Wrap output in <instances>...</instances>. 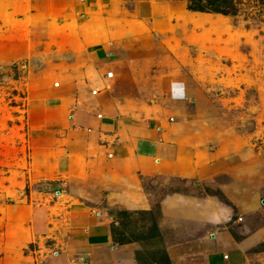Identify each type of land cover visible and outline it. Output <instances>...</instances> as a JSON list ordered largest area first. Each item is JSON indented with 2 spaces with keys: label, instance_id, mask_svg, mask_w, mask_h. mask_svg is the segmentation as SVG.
<instances>
[{
  "label": "rangeland",
  "instance_id": "1",
  "mask_svg": "<svg viewBox=\"0 0 264 264\" xmlns=\"http://www.w3.org/2000/svg\"><path fill=\"white\" fill-rule=\"evenodd\" d=\"M77 4L31 0L27 21L0 19V264L74 255L79 245L65 241L84 223L75 207L94 216L104 209L114 244L130 251L119 264H202L167 261L166 250L206 233L174 216L184 205L178 197L207 195L228 217L219 238L230 247L225 260L264 264V0H236L228 17L191 12L187 0ZM1 9L12 15L11 6ZM86 106L134 125L178 124L174 137L199 155L192 176L138 178L135 207L105 208L111 172L76 158L83 135L68 120ZM250 156L258 175L234 181L225 162ZM44 212L49 229L34 236L31 219Z\"/></svg>",
  "mask_w": 264,
  "mask_h": 264
},
{
  "label": "crops",
  "instance_id": "2",
  "mask_svg": "<svg viewBox=\"0 0 264 264\" xmlns=\"http://www.w3.org/2000/svg\"><path fill=\"white\" fill-rule=\"evenodd\" d=\"M7 1L1 0L0 7L11 6L12 15H5L6 10L1 9L0 19L2 24L6 21L12 23L13 17L17 20H20L19 17L22 16L26 18L25 21L29 19L27 18L28 9L26 8L30 6L31 0H10V3H7ZM73 2L75 5H79L77 4L78 0H73ZM85 8L89 9L88 6H85ZM95 33L91 32L89 37L97 38L98 35ZM2 49L1 45V52ZM104 54L108 60L114 55L108 51ZM108 73L113 74L112 78L114 77V73L109 71L105 74L106 79H112L107 77ZM94 91L97 92L95 95L93 94ZM98 93V89H92L90 92L92 97L98 96ZM66 106L68 108L70 105ZM102 112H95L94 108L88 106L80 109L77 107L75 111L70 110L68 120L76 131H80L83 135L80 144L74 151L78 154L76 158L83 159L82 156L86 155L87 157L84 158L86 160L85 165L95 166L98 171H102L103 168L111 172L110 175H106L103 181L107 184V190L109 191L105 208L135 207L131 187L134 188L136 183H139L136 182L138 178L150 180L162 177L187 179L192 176L197 164V161H195L196 153L181 138L179 140L174 137L179 131V127L176 126L178 124L168 128L159 124L158 127L152 128L145 125H134L120 116H113L109 112V108ZM153 123L157 124V122ZM86 136L88 141L85 139ZM70 154L72 155L69 152L68 158L65 157L68 159L69 167L74 162ZM196 157L199 159V155ZM225 164L228 165L230 175L234 181L241 182L258 175L259 162L253 159L252 156L242 160L236 159L229 164L225 162ZM49 188V186H44V191L49 190ZM178 198H181L178 200L180 203L183 202L184 205L180 204L179 207L174 205L176 207V215L174 216L193 225H202L206 228V233L203 230L202 235H197L196 238L183 243L170 244L166 250L169 260L171 262H189L196 258L197 262L202 264H236L234 260L230 262L225 260L224 256L230 247L225 246L228 242L224 241L223 238L219 239L223 235L220 230L225 231L224 223L228 219L225 211H222L220 203L208 195L206 201L201 199L195 202L189 201L191 199L186 197ZM48 208L53 209L54 207L49 205ZM87 208H74L75 213L82 218L84 223L82 227H75L73 229L75 234H72L65 241L66 244L74 241L76 245H79L76 246L77 249L74 251V255L80 254V256H74L71 252L64 256L59 253L55 261L57 264H119L122 255H126L127 245L121 247L114 244L110 220L103 216L105 212H101L104 209H98V213L94 216L89 212L90 208L88 211ZM47 217V212H44L43 214H36L31 219V232L34 236H43L47 232L49 229ZM212 230V233H216V239H213V236L211 238V234L209 236L207 234ZM231 234L235 237L240 235L246 237L245 234L235 233V230L231 231ZM70 250L72 249L70 248ZM128 252L130 251L128 250ZM125 262H129V259L126 258Z\"/></svg>",
  "mask_w": 264,
  "mask_h": 264
},
{
  "label": "trees",
  "instance_id": "3",
  "mask_svg": "<svg viewBox=\"0 0 264 264\" xmlns=\"http://www.w3.org/2000/svg\"><path fill=\"white\" fill-rule=\"evenodd\" d=\"M187 9L198 13H215L222 16H235L236 0H187ZM166 260L170 261L166 255Z\"/></svg>",
  "mask_w": 264,
  "mask_h": 264
},
{
  "label": "built area",
  "instance_id": "4",
  "mask_svg": "<svg viewBox=\"0 0 264 264\" xmlns=\"http://www.w3.org/2000/svg\"><path fill=\"white\" fill-rule=\"evenodd\" d=\"M112 76H113V74H111V73H108V74H107V77H108V78H112ZM96 93H97L96 91L93 92L94 95H95ZM99 117H100V116H99Z\"/></svg>",
  "mask_w": 264,
  "mask_h": 264
}]
</instances>
